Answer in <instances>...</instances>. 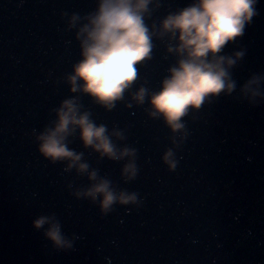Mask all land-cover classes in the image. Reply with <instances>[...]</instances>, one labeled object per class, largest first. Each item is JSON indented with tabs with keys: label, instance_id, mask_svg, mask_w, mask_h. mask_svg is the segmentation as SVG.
I'll return each mask as SVG.
<instances>
[{
	"label": "water",
	"instance_id": "water-1",
	"mask_svg": "<svg viewBox=\"0 0 264 264\" xmlns=\"http://www.w3.org/2000/svg\"><path fill=\"white\" fill-rule=\"evenodd\" d=\"M193 2L152 0L145 17L156 33L151 58L136 65L137 80L109 109L68 82L82 59L77 33L99 0H0V264H264V96L240 92L254 75L264 77V0L224 49L245 52L231 69L232 93L191 109L178 131L151 115L148 95L134 99L140 87L159 91L176 65L168 47L177 41L159 35L160 22ZM73 97L118 150L134 153L101 155L77 129L67 146L82 153L87 172L43 157L37 137ZM91 171L136 201L103 212L100 197L83 194L94 183ZM40 216L58 221L72 246L55 247L48 225L33 223Z\"/></svg>",
	"mask_w": 264,
	"mask_h": 264
},
{
	"label": "clouds",
	"instance_id": "clouds-1",
	"mask_svg": "<svg viewBox=\"0 0 264 264\" xmlns=\"http://www.w3.org/2000/svg\"><path fill=\"white\" fill-rule=\"evenodd\" d=\"M259 0H194L179 11L168 14L161 22L159 35L168 34L177 41L169 46V52L178 54L175 66L168 69L169 75L161 81L159 91L149 93L140 87L134 94L138 103L149 96L151 115H160L173 131L185 127L182 118L191 109H200L212 97L222 92L229 94L237 88L231 69L244 55L236 51L223 54L226 45L241 37L245 28L258 15ZM152 0H99L97 10L87 17V23L79 29L77 37L81 44L80 59L68 77L70 91H81L106 108L114 107L123 98L127 89L137 80L136 65L150 59L154 31L145 22ZM77 18L73 17V21ZM264 77L254 75L240 88L250 98L264 96L261 82ZM79 130V138L85 146H91L111 159L132 155L134 149L118 150L110 139L104 124L97 125L90 113L81 111L75 97L62 101L56 109V119L37 137L39 152L52 162L68 160V167L75 166L79 172H87L89 165L80 162L82 153L67 146V137ZM119 136L120 133H114ZM171 151L165 155L170 167ZM124 172L134 177V163L125 166ZM94 183L83 193L96 200L100 197L103 212L116 202H135V193L115 192L106 179L98 178L95 171L88 173ZM80 193H78L79 195ZM37 229L48 225L45 236L57 248H70L71 242L61 232V225L52 217L40 216L34 222Z\"/></svg>",
	"mask_w": 264,
	"mask_h": 264
}]
</instances>
